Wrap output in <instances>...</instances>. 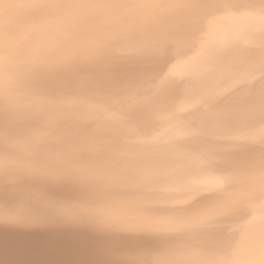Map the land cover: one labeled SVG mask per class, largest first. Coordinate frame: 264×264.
Instances as JSON below:
<instances>
[{
  "label": "bare ground",
  "instance_id": "bare-ground-1",
  "mask_svg": "<svg viewBox=\"0 0 264 264\" xmlns=\"http://www.w3.org/2000/svg\"><path fill=\"white\" fill-rule=\"evenodd\" d=\"M0 264H264V0H0Z\"/></svg>",
  "mask_w": 264,
  "mask_h": 264
}]
</instances>
